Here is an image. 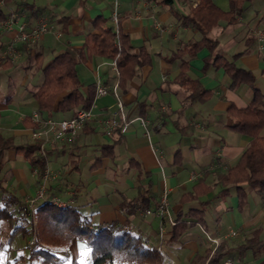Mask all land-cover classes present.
<instances>
[{
  "label": "crops",
  "instance_id": "crops-1",
  "mask_svg": "<svg viewBox=\"0 0 264 264\" xmlns=\"http://www.w3.org/2000/svg\"><path fill=\"white\" fill-rule=\"evenodd\" d=\"M162 1L119 0L118 7L120 27L129 35L134 51L144 48L151 57L121 89L127 114L150 121V137L140 123H134L124 135H106L102 120L115 108L116 100L112 93L95 97V119L77 138L68 144L47 145V170L43 176L38 166H31L16 151H6L0 175L2 187L22 207L30 208V200L35 202V208L52 202L58 207L79 208L95 226L118 222L139 235L146 246L161 245L177 264H201L199 257H205L212 249L208 237L219 238L232 249L222 261L230 258L237 264H264V249H236L259 229L264 242V198L248 189V202L241 210L237 189L220 197L221 186L217 185L218 175L237 165L252 140L232 129L228 115L231 103L239 108L251 104V87H232L224 69L213 64L205 66L210 54L206 48L193 59L189 54L178 57L185 44L201 41L203 36L179 16L190 13L194 8L192 0H174L172 7ZM215 3L224 11L230 10L229 0ZM0 13L5 17L0 20V132L4 137H14L17 144H33L34 128L30 125L35 123V114L61 120L73 117L77 111L39 113L33 94L44 81L41 68L67 48H83L88 35L100 33L96 25L100 18L104 19L102 28L116 32L114 1L4 0L0 1ZM43 18L48 20L50 31L34 45L21 42L20 26L25 23L31 29ZM11 19L14 21L10 25ZM258 32L263 33L261 40ZM210 37L219 41L218 51L228 60L242 54L236 65L253 73L255 87L264 95V55L259 49L264 48V0L246 3L235 24L220 21ZM35 54H41L39 61ZM113 61L94 56L77 66L84 94L90 87L95 89L98 82H115ZM184 61L189 63L186 76L210 93L206 101L191 100V90L181 83ZM104 145H113V158L102 156ZM99 159V166L93 168ZM205 173L206 184L214 190L198 200L182 202L183 195L192 192ZM41 189L45 193L38 198ZM165 189L169 191L175 217L187 222L188 227L174 239L172 227L166 223L161 240L158 208ZM140 190H150L148 210L139 207L137 214L128 215L124 200L135 199ZM2 196L0 188V202ZM202 202L208 204L203 206ZM203 207L205 228L189 217L191 210ZM232 232L237 234L233 236ZM24 242L21 234L12 241L10 264H17L13 259H27L30 249ZM73 247L77 249L76 254L72 249L74 260L80 249L90 251L81 241L74 242Z\"/></svg>",
  "mask_w": 264,
  "mask_h": 264
},
{
  "label": "trees",
  "instance_id": "trees-1",
  "mask_svg": "<svg viewBox=\"0 0 264 264\" xmlns=\"http://www.w3.org/2000/svg\"><path fill=\"white\" fill-rule=\"evenodd\" d=\"M4 1V0H0ZM174 0H163L162 3L170 7ZM197 7L193 8L186 16L179 15L185 24L200 32L201 41L185 44L177 56L189 54L190 58H196L204 48L210 51L206 57V65L213 64L216 68L224 69L232 80V87L240 84H248L252 90V102L246 108H239L231 103L228 107V115L232 119V129L248 135L252 138L250 145L243 153L237 165L224 174L218 175L217 185L221 186L220 197L230 195L231 189L236 188L239 198V207L242 210L248 202V189L256 190L264 198V95L255 87V76L249 70L236 65V59L242 55H235L232 61L228 60L219 51V41L210 37L211 31L224 20L228 24H235L237 16L242 13L244 5L253 0H229L230 10L224 11L218 7L215 0H198ZM5 19L0 13V20ZM118 24L119 33L112 28H102L104 19L96 21L99 34L87 36L84 47L81 49L67 48L66 51L48 65L41 68L44 81L33 96L38 102L40 114L58 112H70L79 109L89 110L95 100V89L90 87L86 94L81 89L77 66L92 59L94 56L106 57L116 61L121 74V89L134 77L136 69L150 61V55L144 48L134 51L131 39L124 33ZM27 44V43H25ZM39 61L41 54H35ZM206 67V68H207ZM189 63L182 64L181 83L191 90V100L206 101L210 93L202 88L198 81H193L186 76ZM76 111V112H77ZM1 118V114H0ZM47 120V118H42ZM32 128L37 129L39 124L32 123ZM8 150H14L24 157L31 166L39 167V174L43 176L47 170V159L41 153V143L17 144L14 137H4L0 132V175L4 165V154ZM102 156L114 157L113 145L102 147ZM100 160L94 164L97 168ZM206 173L196 183L192 192L183 195L181 201L188 203L198 200L214 190L206 184ZM246 185V187H244ZM151 187L149 183L148 188ZM3 196L0 202V221L7 220L9 224L8 243L21 234L26 238H36V246L30 249L27 261L23 257L24 264H31L34 259L45 257V260H55L51 245L70 247L74 241L86 243L90 250V264H165L163 257L157 251V247H148L143 239L129 229H125L118 222L95 226L91 218L83 216L79 208L66 206L58 207L52 202H44L35 208L32 213L27 207H22L15 196H10L2 187ZM150 190L139 191L138 197L133 200H124L123 206L128 215L138 213V208L146 211L150 205ZM17 204H19L16 209ZM207 202H202L206 206ZM34 210V209H33ZM17 214V215H16ZM24 216V218L22 217ZM205 207L190 211L189 217L197 219L203 227L206 225ZM178 224L172 227L173 238L180 237L188 227V223L177 218ZM205 228V227H204ZM261 230H256L254 237L236 247L240 252L249 250L261 251L264 242L260 240ZM223 242L211 255L207 251L205 257H199V263L210 258L211 264H219L231 251ZM68 255L67 251H63ZM26 261V262H25ZM19 262V260H17ZM73 264H78L73 260Z\"/></svg>",
  "mask_w": 264,
  "mask_h": 264
},
{
  "label": "built area",
  "instance_id": "built-area-1",
  "mask_svg": "<svg viewBox=\"0 0 264 264\" xmlns=\"http://www.w3.org/2000/svg\"><path fill=\"white\" fill-rule=\"evenodd\" d=\"M115 13L113 15V21L116 24V33H119L118 24H119V0H113ZM199 1L192 0V6L197 7ZM14 20H9L8 24H12ZM19 40L23 43H27L30 45H34L38 43L44 34L50 31V25L46 18H43L39 21V23L28 29L27 25L24 23L20 26ZM258 39L261 40L263 33H257ZM260 51L264 55V48L259 47ZM112 68L115 72V82L112 85L106 83L98 82L96 84L95 89V97L100 98L106 96L110 93L113 94L116 100V105L113 110H111L108 115L102 120V127L106 135L110 136L115 133L124 135L128 133L134 123H140L145 130L146 135L150 137L149 127L150 121L144 116L130 117L127 114L125 108V102L121 93V85H120V71L117 66L116 61L112 62ZM95 119V114L91 109H79L76 114L69 119H47L43 120L38 114L34 115V122L39 124L37 129L32 130V139L35 142L41 143L42 154H44V150L47 145H56L57 143H71L75 140L80 131H82L86 125H88L91 121ZM45 193L44 189H41L38 198H43ZM170 194L167 189L163 191V194L160 199V205L158 208V215L162 221L160 231H161V240L164 238V234L166 233L165 225L166 223L169 226L174 227L178 224V220L175 217L170 204ZM150 213V211H148ZM237 233L232 232V235L235 236ZM209 241L214 245L213 251L215 252L221 244V240L219 238L208 237ZM157 251L164 258L165 264H177L176 261L171 258L168 253L163 249L161 245L157 247ZM206 264H211L209 260H207ZM219 264H237L232 259L228 258L221 261Z\"/></svg>",
  "mask_w": 264,
  "mask_h": 264
},
{
  "label": "rangeland",
  "instance_id": "rangeland-1",
  "mask_svg": "<svg viewBox=\"0 0 264 264\" xmlns=\"http://www.w3.org/2000/svg\"><path fill=\"white\" fill-rule=\"evenodd\" d=\"M46 150V149H45ZM44 150V153H45ZM42 153V150H41ZM44 155V154H42ZM45 157H46V153H45ZM27 205L30 207L28 208L29 210L32 211V213L35 211V202L34 201H29L27 202ZM34 209V210H33ZM24 218V216H22ZM10 229H9V224L7 222V220H1L0 221V264H10V260H11V255H10V249L12 248L11 243H8V233H9ZM36 238H26V244L25 242L23 243L24 245H27V247H29L30 249L36 246ZM76 242V241H74ZM74 244V243H73ZM73 244L70 247L65 248L64 246H57V245H51L49 248L54 252L56 258H54L55 260H59V262H55L54 260H45V257H40V258H36L34 259L31 264H73V252L72 249L74 251V253L76 254L77 249L73 247ZM211 247L212 249L210 250V254L212 255L214 253L213 248L214 245L212 243ZM29 251V250H28ZM63 251H67L68 255H66ZM79 256L76 258L75 261H77L78 264H90L91 263V254L90 251L88 250H82L80 249L79 251ZM30 253V252H29ZM18 255V254H17ZM78 255V254H77ZM27 257V256H26ZM29 257V255H28ZM27 257V258H28ZM22 258H17V259H13L14 262L17 260H19V262H17V264H24L22 261ZM25 260L27 261V259L25 258ZM210 261V258L207 259ZM207 260L204 262V264H206ZM25 261V262H26ZM163 261H165L163 259Z\"/></svg>",
  "mask_w": 264,
  "mask_h": 264
}]
</instances>
